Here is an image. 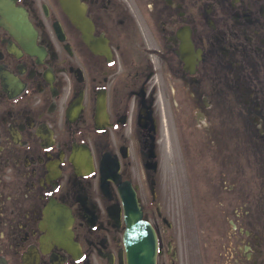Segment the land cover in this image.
<instances>
[{
  "label": "flooded vegetation",
  "instance_id": "obj_1",
  "mask_svg": "<svg viewBox=\"0 0 264 264\" xmlns=\"http://www.w3.org/2000/svg\"><path fill=\"white\" fill-rule=\"evenodd\" d=\"M80 1L0 0V264H127L126 180L156 264H264V0Z\"/></svg>",
  "mask_w": 264,
  "mask_h": 264
},
{
  "label": "water",
  "instance_id": "obj_2",
  "mask_svg": "<svg viewBox=\"0 0 264 264\" xmlns=\"http://www.w3.org/2000/svg\"><path fill=\"white\" fill-rule=\"evenodd\" d=\"M64 10L78 22L87 33L89 21L85 8L78 0H61ZM120 192L125 204L127 229L125 244L129 264H155L157 255V237L149 221L143 218V210L138 201L136 190L130 182H123Z\"/></svg>",
  "mask_w": 264,
  "mask_h": 264
},
{
  "label": "rangeland",
  "instance_id": "obj_3",
  "mask_svg": "<svg viewBox=\"0 0 264 264\" xmlns=\"http://www.w3.org/2000/svg\"><path fill=\"white\" fill-rule=\"evenodd\" d=\"M174 208H177V206H174ZM176 213V212H175Z\"/></svg>",
  "mask_w": 264,
  "mask_h": 264
}]
</instances>
